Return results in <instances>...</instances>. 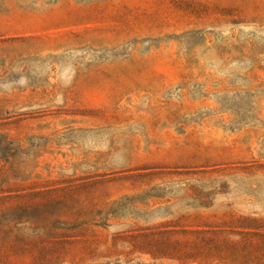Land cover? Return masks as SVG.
Returning a JSON list of instances; mask_svg holds the SVG:
<instances>
[{
	"label": "rangeland",
	"instance_id": "1",
	"mask_svg": "<svg viewBox=\"0 0 264 264\" xmlns=\"http://www.w3.org/2000/svg\"><path fill=\"white\" fill-rule=\"evenodd\" d=\"M0 264H264V0H0Z\"/></svg>",
	"mask_w": 264,
	"mask_h": 264
}]
</instances>
